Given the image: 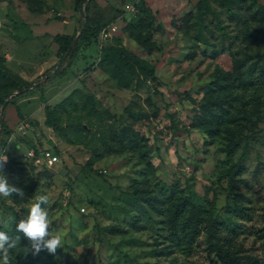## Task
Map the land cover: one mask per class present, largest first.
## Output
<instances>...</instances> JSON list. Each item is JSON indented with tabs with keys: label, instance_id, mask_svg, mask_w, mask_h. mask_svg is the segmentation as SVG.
<instances>
[{
	"label": "rangeland",
	"instance_id": "rangeland-1",
	"mask_svg": "<svg viewBox=\"0 0 264 264\" xmlns=\"http://www.w3.org/2000/svg\"><path fill=\"white\" fill-rule=\"evenodd\" d=\"M86 22L93 56L55 77L68 58L54 35ZM114 47L148 62L155 83L104 59ZM236 64L243 84L218 86ZM0 68V108L42 85L14 95L22 118L12 104L0 120L2 171L24 192L0 197V214L18 221L47 195L49 230L63 237L55 255H32L14 222L0 227L20 236L12 264H264V0H0ZM48 147L55 164L27 157ZM223 161L239 162L232 191Z\"/></svg>",
	"mask_w": 264,
	"mask_h": 264
},
{
	"label": "trees",
	"instance_id": "trees-1",
	"mask_svg": "<svg viewBox=\"0 0 264 264\" xmlns=\"http://www.w3.org/2000/svg\"><path fill=\"white\" fill-rule=\"evenodd\" d=\"M91 1V0H90ZM85 2V0H75V6L76 8H81L83 3ZM87 10V7H86ZM84 26V27H83ZM82 27H80L78 29V35L76 37L75 42L72 44L75 36L74 35H69V34H55L54 35V41L58 44V59L62 60L65 56V54L67 53V64L66 66L63 68V72H56L55 77L57 75L61 76L63 75L66 71V69H71L74 67V65L76 64L77 61H80L81 64H85L92 56H93V52L96 49V45H97V39H96V29L95 27L91 26L89 23H85ZM118 57V59L124 63L125 65L129 66V67H134V68H138L140 69L147 78L150 79V81H152L153 83H155L156 81V76L154 74V70L153 68L150 66V64L148 62H146L143 59H140L138 57H134V56H130L128 55V53L126 52V50L122 47H114V48H110L108 49L103 58L104 59H110L111 57ZM235 72H233L232 74L229 72H225L223 70H220L217 73V81H218V86H220L221 88H228L229 86H232L233 83H236L238 85H242V78L239 76V65L236 64L235 67ZM4 72L3 70L0 68V75H3ZM226 81H229L230 83H226ZM47 83V82H46ZM45 83V84H46ZM36 88L41 89L42 85H38ZM25 93V92H24ZM23 94V93H22ZM12 99H9L5 102L4 108H3V113H2V118L4 116V111L6 110V108L9 105L14 104V97L12 96ZM40 100L42 103H45V98H44V94L42 91H40ZM210 102H212V105L209 109H207L208 111V116L211 117H217L218 120V116L220 115L219 112L217 113V109L219 107H222L220 105H216V99L214 98L213 100H211ZM15 105V104H14ZM15 112L17 114V116L19 118H22V115L19 112L18 107L15 105ZM44 115H45V122L49 125V126H53L55 127L57 130H59V128L57 127L53 116H52V112H51V108L49 106V104L45 103L44 104ZM219 123V120L217 121ZM5 122L4 120H2L1 122V127H5ZM224 131L228 134L230 133V135L232 134V131L230 128L225 127ZM225 135V134H224ZM64 136V134H63ZM227 139L230 141L229 145L224 148V151L226 152V156L230 157L231 154L234 151L235 146L237 145L236 142L231 140L230 136H226ZM2 143V141L0 140V144ZM2 146L0 145V152H1ZM54 151V150H53ZM225 163L224 161L222 162V164ZM225 167V164H223ZM239 165V162H231L228 166H226L221 173V176L223 178L227 179L228 185L230 187V190L232 191L234 188V176H235V171L237 169ZM183 199H186V196H184ZM189 211L185 201L181 202H177L173 208V212L170 213V225H171V221H172V217L173 219H175L178 215H185V213ZM174 227V224H172ZM186 224H183V227H185ZM218 229H215V234L218 233ZM212 245L215 247V250H219L221 248V246L217 243V242H212ZM221 258H231V254L228 252H222V253H217Z\"/></svg>",
	"mask_w": 264,
	"mask_h": 264
},
{
	"label": "clouds",
	"instance_id": "clouds-1",
	"mask_svg": "<svg viewBox=\"0 0 264 264\" xmlns=\"http://www.w3.org/2000/svg\"><path fill=\"white\" fill-rule=\"evenodd\" d=\"M8 157L0 156V197L10 198L13 196L23 197L24 192L19 187L11 184L3 174L4 165ZM48 203L47 195H40L30 205L27 214L15 220L14 217L0 214V227H7L11 222L15 223V231L22 234L28 244L24 247L25 253L38 255L41 251L55 255L57 249L62 247L63 237L59 233L50 232L51 221L48 211L42 207ZM20 236H10L6 231L0 230V264H12L11 250L17 248Z\"/></svg>",
	"mask_w": 264,
	"mask_h": 264
},
{
	"label": "built area",
	"instance_id": "built-area-1",
	"mask_svg": "<svg viewBox=\"0 0 264 264\" xmlns=\"http://www.w3.org/2000/svg\"><path fill=\"white\" fill-rule=\"evenodd\" d=\"M27 157L30 161H34L35 163H41L46 166L55 164L59 161L58 154L53 151L52 148L49 147L40 149L38 154H36L34 149H30L27 152Z\"/></svg>",
	"mask_w": 264,
	"mask_h": 264
},
{
	"label": "water",
	"instance_id": "water-1",
	"mask_svg": "<svg viewBox=\"0 0 264 264\" xmlns=\"http://www.w3.org/2000/svg\"><path fill=\"white\" fill-rule=\"evenodd\" d=\"M87 1H88V0H87ZM83 27H84V26H83ZM76 37H77V36H76ZM76 37L74 38L72 44L74 43ZM38 84H40V82L33 83V84L30 85L28 88H26V89H24V90H22V91H20V92H16V93L12 94L11 96H9V98L6 99V100L4 101V103L2 104V106H1V108H0V120L2 119L3 108H4L5 102H6L7 100H9L12 96H14V95H16V94H19V93H21V92H25L27 89H31V88H34V87L38 86Z\"/></svg>",
	"mask_w": 264,
	"mask_h": 264
}]
</instances>
